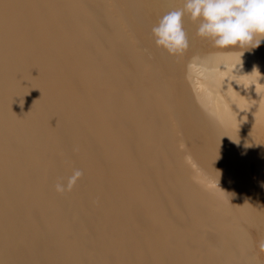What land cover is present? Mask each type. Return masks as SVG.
<instances>
[{
    "label": "rangeland",
    "instance_id": "rangeland-1",
    "mask_svg": "<svg viewBox=\"0 0 264 264\" xmlns=\"http://www.w3.org/2000/svg\"><path fill=\"white\" fill-rule=\"evenodd\" d=\"M184 3L0 0L7 264H264V40L186 14L170 56L152 28Z\"/></svg>",
    "mask_w": 264,
    "mask_h": 264
},
{
    "label": "clouds",
    "instance_id": "clouds-1",
    "mask_svg": "<svg viewBox=\"0 0 264 264\" xmlns=\"http://www.w3.org/2000/svg\"><path fill=\"white\" fill-rule=\"evenodd\" d=\"M186 14L198 23L197 35L210 39L215 48H256L264 40V0H185L182 9L167 12L152 28L155 44L170 56L183 57L190 48ZM83 175L74 169L66 182H57L56 191H72ZM259 248L264 251V241Z\"/></svg>",
    "mask_w": 264,
    "mask_h": 264
},
{
    "label": "bare ground",
    "instance_id": "bare-ground-1",
    "mask_svg": "<svg viewBox=\"0 0 264 264\" xmlns=\"http://www.w3.org/2000/svg\"><path fill=\"white\" fill-rule=\"evenodd\" d=\"M38 11L40 12V7H38ZM117 55L114 54V56L116 58H118V53H116ZM111 59H113L112 55L110 56ZM11 60V59H10ZM4 88V89H3ZM3 89V90H2ZM5 89L7 91L8 89V84L6 83V80L5 78H2L0 79V91L2 90L3 92H5ZM2 187H3V184L0 180V198L4 195V192H2ZM1 217V215H0ZM1 225V223H0ZM4 250H5V244L1 245V252H2V255H0V264H7V262H5V259L4 257H7L4 253Z\"/></svg>",
    "mask_w": 264,
    "mask_h": 264
}]
</instances>
